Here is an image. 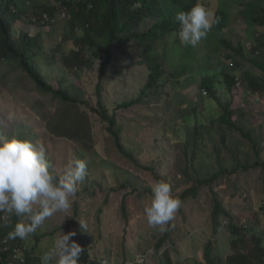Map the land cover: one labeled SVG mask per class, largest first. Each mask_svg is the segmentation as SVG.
Returning a JSON list of instances; mask_svg holds the SVG:
<instances>
[{
    "label": "rangeland",
    "instance_id": "374dc122",
    "mask_svg": "<svg viewBox=\"0 0 264 264\" xmlns=\"http://www.w3.org/2000/svg\"><path fill=\"white\" fill-rule=\"evenodd\" d=\"M204 1L213 13L220 7L228 10L227 29L220 35L233 48L224 46L218 36L208 34L196 47L185 46L173 32L166 33V38H161L151 49L166 73L181 74L178 89L170 82L144 93L151 74L147 63L140 62L139 58V55L144 56L145 49H140L133 41L128 43L130 50L127 44L114 42V60L106 68L102 81V107L109 117L115 118L114 130L119 131L125 152H130L139 164L119 151L108 123L99 112L96 85L100 60L96 59L87 70L68 69L60 55L68 54L71 45L65 44L58 50L68 18L57 16L44 24L35 22L37 15L32 6L19 2L25 12L22 18L15 20V36L24 32L40 34L43 51L56 53L57 63L46 64L39 57L38 69L50 83L68 87L76 98L86 99L89 105L79 104L78 109L90 117L87 139L59 136L48 123L63 109L69 108L74 113L76 109L62 108L51 94L40 92L16 61L0 59V136L42 143L47 160L58 175L76 159L88 161V173L76 196L71 198L70 209L46 219L35 233L24 239L28 248L37 244L43 254L63 233L75 232L79 240L91 241L93 257H107L115 264L134 262L150 250L155 254L150 255L147 262L162 264L160 254L155 251L165 249L170 250L174 263L205 264L203 254L207 245L216 256L228 255L232 235L228 228L230 220L246 226L250 233H259L264 245V213L257 215L264 212V196L261 195L264 194L261 181L264 172L260 168L247 171L240 179L241 191L247 196L222 198L225 191L217 189L218 197L224 199L222 202L230 214H222L217 223L211 216L213 200L208 185L201 188L197 198L189 196L182 200L164 232L151 227L144 213L151 203L152 187L159 181L169 183L175 195L190 189L197 178H207L220 165L232 169L240 164L264 161V93H253L243 78L248 72L264 82V50L253 49L264 27L254 24L242 12L243 5L256 0H242L243 5L237 0ZM198 4L206 7L202 1ZM239 46L241 53L234 50ZM232 55L237 66L233 64ZM207 72L216 80L220 102L202 87ZM224 72L234 74L237 81H241L240 85L236 83L229 89ZM137 98L139 102L130 107L122 105ZM225 103H230L234 121L245 133L250 132L251 138L227 124L218 123ZM198 127L197 137L194 132ZM21 221L27 222L19 217ZM54 229L56 232L50 234ZM36 235L41 238L36 240ZM161 238L165 240L158 248ZM2 249L0 245V252Z\"/></svg>",
    "mask_w": 264,
    "mask_h": 264
},
{
    "label": "trees",
    "instance_id": "16d2710c",
    "mask_svg": "<svg viewBox=\"0 0 264 264\" xmlns=\"http://www.w3.org/2000/svg\"><path fill=\"white\" fill-rule=\"evenodd\" d=\"M20 1L28 7L32 6L34 13L37 15L35 22L41 21L44 24L57 16L68 18L63 43L59 44L58 49L64 48L65 44L71 45V50L68 54L63 52L60 55L63 65L68 69L87 70L95 64L96 59L100 60L99 81L96 85L98 104L101 106L99 112L103 120L108 123V129L114 136V141L119 151L124 156L132 158L134 163L139 164L130 152H125L119 131L114 130L115 118L109 117L102 107V81L106 68L114 60L112 50L114 42L118 44L125 43L130 50L128 43L133 41L140 46V49H145L142 52L144 56L139 55V58L140 62L147 63L151 74L144 87V93H148L147 91L150 88H156L160 84L164 85L170 82L174 83L172 85L173 88L178 89L182 81L181 74L166 73L161 68L158 59H156V53L151 49L152 45L161 38H166V33L168 32H173L175 36H178L179 24L175 20L178 10L188 11L200 1L207 9H210V6L204 0H29L28 2L26 0H0V59L16 61L22 70L34 81L40 92L51 94L54 99L58 100L62 108L66 106L76 109L74 113L69 108H65L60 115H55L53 122L48 123L52 131L59 136H79L86 139L90 133V117L85 111L80 112L78 106L79 104L87 106L89 102L84 98H76L68 87L50 83L42 71L38 69L36 61L39 57L46 64H55L57 63L56 53L50 54L43 51L44 45L39 33L30 35L28 32H24L19 33L18 37L15 36V27L17 26L15 20L22 18V13L25 12L20 7ZM237 1L242 5L245 4L242 0ZM243 6L246 9H242L243 14L249 19L251 18L250 20L257 26L264 27V0L250 1ZM44 14L49 15V20L43 21ZM214 16L219 18V22L213 24L208 36H218L219 42L228 48H233L232 44L220 35L227 29L229 21L228 10L225 7H220L214 13ZM175 40L177 41V37ZM165 42L167 44L166 40ZM253 49L257 51L264 50V32H261L256 38ZM234 50L241 53L242 48L239 46ZM41 52L42 54L39 55ZM232 58L233 64L237 66L236 59L234 56ZM210 74V72L206 73L202 87L208 90L209 95L215 101L220 102L219 96L216 95V80ZM223 74L225 84L229 89H232L237 83L236 76L228 72ZM243 78L253 93H264V82L259 77L246 72L243 74ZM138 102L139 99L137 98L122 105L130 107ZM191 107L192 105H190ZM222 108L223 113L219 117V122L217 119L215 122L220 125L227 124L230 128L237 129L251 138V133H245L243 127L234 121L230 103L223 104ZM199 130V127L195 128L194 134L197 137ZM257 150L259 152L260 148H257ZM50 166V170L58 175L51 163ZM145 168L148 169L149 167L145 166ZM257 168L264 172V161L256 160L252 164H240L232 169L220 165L207 178H197L190 189L176 193L174 196L179 198L181 202L189 196L197 198L201 195V188L204 185H208L213 200L211 216L213 221L217 223L222 214L230 216L228 209L224 207L222 202L224 199L218 197L217 189L225 191L222 194V198L235 195L247 196L244 191H241L243 185L240 183V179L243 178L247 171ZM261 181L264 183V176ZM127 184L125 183V185ZM262 191L264 192V186ZM261 195L264 196L263 193ZM263 213L261 212L257 215ZM6 214L0 212V245L3 246L0 252V264H41L40 257L42 254L38 251L37 244H33L31 248H28L24 239L18 237L15 239L9 238L8 234L14 231L16 224L19 222V217L14 213L11 215L7 214L8 216ZM124 215L127 216L126 211ZM126 221L129 220L126 219ZM228 228L232 232L230 237L231 248L228 255L216 256L212 253L210 245H207L203 254L206 261L205 264H264V245L261 235L259 233H250V229L247 230L246 226L234 223L232 220L229 221ZM55 232L56 229L50 234ZM168 232H170L169 229ZM39 238L41 236L36 235L35 239L38 240ZM165 238H168V236ZM165 238L159 239L158 248ZM72 239L80 244L83 249L78 264H98L99 260L104 258L91 255L90 240H79L76 236H73ZM155 252L160 254L159 259L162 264L173 263L169 249ZM153 254H155L154 251ZM144 264L152 263L146 262Z\"/></svg>",
    "mask_w": 264,
    "mask_h": 264
},
{
    "label": "clouds",
    "instance_id": "9594fccd",
    "mask_svg": "<svg viewBox=\"0 0 264 264\" xmlns=\"http://www.w3.org/2000/svg\"><path fill=\"white\" fill-rule=\"evenodd\" d=\"M175 20L179 24L180 43L192 47L206 38L213 24L219 22L213 11L201 4L188 11L178 10ZM50 168L42 143L0 136V212L14 213L27 221L16 224L14 231L8 234L10 239H26L46 219L70 209L71 198L76 196L88 173V161L70 162L59 176ZM180 206L181 201L173 195L169 183H155L151 203L144 209L148 224L160 232L166 231ZM75 235L69 232L57 238L53 247L41 255V264H78L83 249L72 239Z\"/></svg>",
    "mask_w": 264,
    "mask_h": 264
},
{
    "label": "built area",
    "instance_id": "2783aa9c",
    "mask_svg": "<svg viewBox=\"0 0 264 264\" xmlns=\"http://www.w3.org/2000/svg\"><path fill=\"white\" fill-rule=\"evenodd\" d=\"M46 20H49V15L44 14L43 21H46ZM240 83H241V81H237V85H240ZM150 255H153V250H150V253L147 251V253L145 255L137 257V258H139V264L146 263L147 259H148V257H150ZM137 258L134 262L133 261H126L123 264H137ZM104 261H107V264H115V263H113L112 260H110L109 258H105V257L100 259L98 264H103ZM171 264H177V263L173 262Z\"/></svg>",
    "mask_w": 264,
    "mask_h": 264
}]
</instances>
